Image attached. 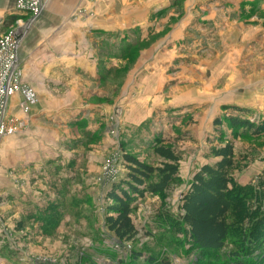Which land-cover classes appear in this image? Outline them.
<instances>
[{
    "label": "rangeland",
    "instance_id": "1",
    "mask_svg": "<svg viewBox=\"0 0 264 264\" xmlns=\"http://www.w3.org/2000/svg\"><path fill=\"white\" fill-rule=\"evenodd\" d=\"M20 1L0 0L11 121L0 141V264H195L174 219L211 149L237 139L220 105L238 100L249 121L264 117V1L36 0L30 12ZM237 146L244 196L207 264L226 261L260 221L254 234L264 236V134ZM155 147L172 150L178 175L162 194L137 198L138 235L118 243L105 224L109 194L127 185L126 156L160 166Z\"/></svg>",
    "mask_w": 264,
    "mask_h": 264
},
{
    "label": "trees",
    "instance_id": "2",
    "mask_svg": "<svg viewBox=\"0 0 264 264\" xmlns=\"http://www.w3.org/2000/svg\"><path fill=\"white\" fill-rule=\"evenodd\" d=\"M246 116L242 111H232L224 122L236 132L254 128L252 135H263L264 120L251 122ZM153 154L161 160L157 168L126 156L125 161L129 166L127 185L125 188L115 186L109 194L108 200L112 205L108 210L113 215L107 217L105 224L118 243L132 242L138 235L131 219L137 198L145 194H162L178 175V158L170 148L155 147ZM211 156L218 161L202 166L193 176L188 191L181 199V213L174 219L176 227L182 226L186 230L190 244L197 252L195 264H207L203 262L204 257H216L224 249L232 228L228 217L233 208H239V200L242 201L245 190H240L241 187L231 178L234 168L233 142L227 140L222 147L211 149ZM261 219L264 220V217ZM261 224L260 221L256 226L242 231L240 249L218 264H264V236L260 238L254 234ZM135 254L133 257L136 259L138 255ZM147 264L170 262L165 258L150 257Z\"/></svg>",
    "mask_w": 264,
    "mask_h": 264
},
{
    "label": "crops",
    "instance_id": "3",
    "mask_svg": "<svg viewBox=\"0 0 264 264\" xmlns=\"http://www.w3.org/2000/svg\"><path fill=\"white\" fill-rule=\"evenodd\" d=\"M252 2L254 1V0H251ZM255 1H264V0H255ZM67 24V22H66V20L65 21H61V25H60V27L62 28V29H64V30H66V29H68V25H66ZM99 24H101V23H99ZM99 24H95L94 25V27L96 28V29H100V27H99ZM73 27L74 26H76V25H72ZM58 28V27H57ZM108 29H110V27H107ZM71 34V33H70ZM69 34V35H70ZM69 42L71 43L72 42V36L70 37V39H69ZM38 45H44V41L42 42V43H40V44H38ZM38 45H37V48H38ZM34 50H35V48H34ZM69 50H71L70 49V47H69ZM35 52V51H34ZM41 53H43V51H40ZM28 56V55H27ZM32 61H34V60H32ZM39 61H43V63H44V65H45V70L47 71V70H52V67H53V63L52 64H49V59L47 60V59H43V58H40L39 59ZM41 67H42V65H41ZM40 69H38V68H35L34 70H32V74H33V77H35V78H38V79H40V82L41 83H43L44 82V79L46 78V76L47 75H45V73L43 72V74H41L40 73ZM28 73H29V71H28ZM47 74V73H46ZM41 87H43L42 85H41ZM238 93V92H237ZM13 102V101H12ZM12 102H11V104H12ZM220 106H223V110H224V113H227V115L230 113V112H232V111H242V110H244V111H246V112H248V111H250V109L249 108H247V107H242V106H239V101L238 100H236L235 102L234 101H230L229 103H225V104H221ZM8 107H9V105H8ZM222 110V111H223ZM227 115H225V117H223V119L224 118H226L227 117ZM263 116H264V113H263ZM263 120H264V117L262 118ZM225 122H224V120H223V124H224ZM253 129L254 128H251V129H248V128H246L245 130H240L239 131V133H237L236 135V137H237V139H236V141L234 140L233 141V139L230 137V138H227V139H223V141H222V143L224 144L225 143V141H227V140H230V141H232L233 142V160H234V164H235V161H236V154H235V152H236V149L237 148H239V146H237L238 144H239V142L240 141H244V140H254V139H258L259 137H261L262 136V134H260L259 136H256V135H252L253 133H254V131H253ZM240 136V137H239ZM240 138V139H239ZM235 143V144H234ZM2 151H3V149H2ZM2 155H3V153H2ZM218 161V159L217 158H213L212 157V160H211V162L209 163V164H207V165H211V164H214V163H216ZM2 166V165H1ZM202 166H204V165H202ZM201 166V167H202ZM201 167H199V169L201 168ZM196 172V171H195ZM196 174V173H195ZM194 174V175H195ZM193 175V176H194ZM243 176H245V173H244V170H241V172H239V171H237V172H231V178H232V181L234 182V183H237L238 185H245L246 183H244L243 184V181H244V179H243Z\"/></svg>",
    "mask_w": 264,
    "mask_h": 264
},
{
    "label": "built area",
    "instance_id": "4",
    "mask_svg": "<svg viewBox=\"0 0 264 264\" xmlns=\"http://www.w3.org/2000/svg\"><path fill=\"white\" fill-rule=\"evenodd\" d=\"M34 6L35 0H21L17 5V10L20 12H30L31 8H34ZM8 70L9 68H7V70L5 69L0 77V90L3 88L0 95V141L6 136H9L11 132L9 128L10 126H7L11 125V121H8V118L6 116V107L2 104V102H4L6 98L7 93V82L9 79Z\"/></svg>",
    "mask_w": 264,
    "mask_h": 264
},
{
    "label": "bare ground",
    "instance_id": "5",
    "mask_svg": "<svg viewBox=\"0 0 264 264\" xmlns=\"http://www.w3.org/2000/svg\"><path fill=\"white\" fill-rule=\"evenodd\" d=\"M35 6H37V7L39 6V4H38V2H36V0H35Z\"/></svg>",
    "mask_w": 264,
    "mask_h": 264
}]
</instances>
